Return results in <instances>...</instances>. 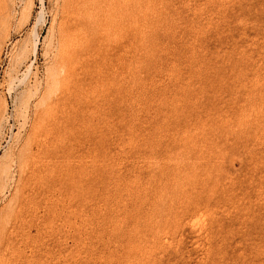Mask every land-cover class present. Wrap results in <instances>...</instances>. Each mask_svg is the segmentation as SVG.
I'll return each instance as SVG.
<instances>
[{
    "label": "rangeland",
    "instance_id": "374dc122",
    "mask_svg": "<svg viewBox=\"0 0 264 264\" xmlns=\"http://www.w3.org/2000/svg\"><path fill=\"white\" fill-rule=\"evenodd\" d=\"M0 242L264 264V0H0Z\"/></svg>",
    "mask_w": 264,
    "mask_h": 264
},
{
    "label": "bare ground",
    "instance_id": "6f19581e",
    "mask_svg": "<svg viewBox=\"0 0 264 264\" xmlns=\"http://www.w3.org/2000/svg\"><path fill=\"white\" fill-rule=\"evenodd\" d=\"M87 15H88V14H87ZM67 32H68V31H67ZM67 32H66V33H67ZM76 34H77V33H76ZM77 35H78V34H77ZM63 36H64V33H63ZM72 38H74V37H72ZM70 40H71V39H70ZM77 41H79V40H77ZM69 49H70V48H69ZM13 224H14V223H13ZM11 227H12V226H11ZM2 230H3V229H2ZM5 233H6V232H5ZM5 233H4V234H5ZM7 234H8V233H7ZM1 240H2V239H1ZM0 243H1V242H0ZM4 244H5V243H4ZM2 245H3V244H2ZM7 247H8V246H7ZM7 250H8V249H7ZM9 251H10V250H9ZM4 253H7V252H4ZM3 262H4V261H3ZM0 263H1V262H0ZM6 264H7V263H6Z\"/></svg>",
    "mask_w": 264,
    "mask_h": 264
}]
</instances>
